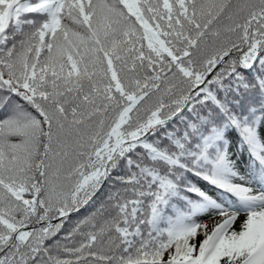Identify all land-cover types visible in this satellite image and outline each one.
I'll return each mask as SVG.
<instances>
[{"label":"snow or ice","instance_id":"snow-or-ice-1","mask_svg":"<svg viewBox=\"0 0 264 264\" xmlns=\"http://www.w3.org/2000/svg\"><path fill=\"white\" fill-rule=\"evenodd\" d=\"M0 264H264V0H0Z\"/></svg>","mask_w":264,"mask_h":264},{"label":"trees","instance_id":"trees-1","mask_svg":"<svg viewBox=\"0 0 264 264\" xmlns=\"http://www.w3.org/2000/svg\"><path fill=\"white\" fill-rule=\"evenodd\" d=\"M107 191H108V186L105 187V193H107ZM100 202H101V200L98 199V200H97V205H99ZM92 210H93L92 208H89V209H88L89 212L92 211ZM87 214H88V212H84V211H82V212H81L80 214H78V215H73V216H72V221L75 222L77 219H80V218H82L84 215H87ZM205 221H206V222H209V223H212L211 221H209L208 218H206ZM241 223H242V221L240 222V224H241ZM240 224L237 225V227H236L237 230H239V228H240ZM70 226H71V225H68L67 227H70ZM197 240H198V239H197Z\"/></svg>","mask_w":264,"mask_h":264},{"label":"rangeland","instance_id":"rangeland-1","mask_svg":"<svg viewBox=\"0 0 264 264\" xmlns=\"http://www.w3.org/2000/svg\"><path fill=\"white\" fill-rule=\"evenodd\" d=\"M238 167V166H237ZM242 174V173H241Z\"/></svg>","mask_w":264,"mask_h":264}]
</instances>
